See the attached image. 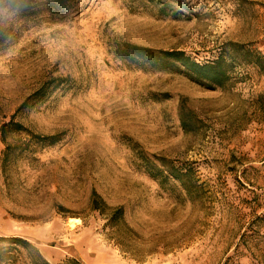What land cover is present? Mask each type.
Returning <instances> with one entry per match:
<instances>
[{"label":"rangeland","instance_id":"obj_1","mask_svg":"<svg viewBox=\"0 0 264 264\" xmlns=\"http://www.w3.org/2000/svg\"><path fill=\"white\" fill-rule=\"evenodd\" d=\"M48 1L0 6V237L50 264H264V59L206 87L120 57H264V0ZM157 157L195 170L193 200L148 177Z\"/></svg>","mask_w":264,"mask_h":264},{"label":"trees","instance_id":"obj_2","mask_svg":"<svg viewBox=\"0 0 264 264\" xmlns=\"http://www.w3.org/2000/svg\"><path fill=\"white\" fill-rule=\"evenodd\" d=\"M50 1V2H49ZM50 10L60 9L68 5L71 0H49ZM31 0H0L1 7L10 9L27 10ZM162 10L166 9L163 5ZM171 11V10H169ZM178 12H172L177 14ZM3 36L0 33V41ZM120 57L129 55L132 62L138 66H146L150 69L164 72H173L185 76L188 80L206 87H223L229 80V73L232 64L253 63L261 66L264 57L257 55L251 61L248 60V53L237 50L235 44H226L225 50L219 56L209 62H198L183 51L178 50H153L133 44H123ZM122 49V48H121ZM229 61V62H227ZM179 126L184 132L193 131L195 122L190 111L181 104L178 109ZM18 125V124H17ZM144 170L148 177L155 181L160 187H167L171 192L183 194L189 200L197 193L198 185L195 170L190 167L174 164L172 161L160 157L156 158L157 164L142 160ZM91 208L99 210V202L96 194L92 193ZM121 208H117L109 216L110 221H116L121 217ZM0 264H50L39 251L28 241L16 237H0ZM61 264H81L76 259H69Z\"/></svg>","mask_w":264,"mask_h":264}]
</instances>
